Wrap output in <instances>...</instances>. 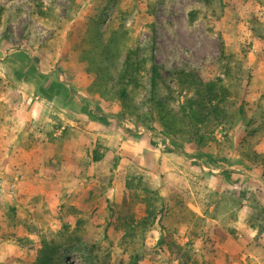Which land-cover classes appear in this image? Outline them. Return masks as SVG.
<instances>
[{
	"label": "rangeland",
	"instance_id": "obj_1",
	"mask_svg": "<svg viewBox=\"0 0 264 264\" xmlns=\"http://www.w3.org/2000/svg\"><path fill=\"white\" fill-rule=\"evenodd\" d=\"M0 4L5 7L0 21V264H29L43 240L66 225L69 230L81 225L86 240L111 250L116 264H129L133 260L123 252L120 225L133 220L142 228L145 216V205L127 188L131 176H143L173 215L181 208L196 216L195 225L187 224L167 211L154 226L142 228L135 263L179 264L174 240L193 245L210 264H264V173L244 156L264 153L262 3ZM96 34L101 43H110L108 56L93 53L100 48ZM117 43L121 52L115 58L111 52ZM137 45L153 50L175 107L193 95L174 75L186 69L227 86L222 105L235 113L242 104L243 113L212 131L202 128L208 136L203 142L189 132H168L158 121L147 122L150 129L136 114H124L114 95L117 71L126 49ZM88 56L111 63L107 81L98 79ZM143 97L144 92L135 102ZM166 228L171 237L160 243ZM64 254L62 264H91L85 244Z\"/></svg>",
	"mask_w": 264,
	"mask_h": 264
},
{
	"label": "trees",
	"instance_id": "obj_2",
	"mask_svg": "<svg viewBox=\"0 0 264 264\" xmlns=\"http://www.w3.org/2000/svg\"><path fill=\"white\" fill-rule=\"evenodd\" d=\"M258 1L264 5V0ZM4 10V5L0 4V21ZM113 32L115 33L116 29ZM126 33L127 30L125 31ZM95 38L100 43L98 45L100 48L96 49L94 47L93 53L108 56L110 51L108 44L110 43H101L97 34ZM152 51H149L148 48H142L139 45L128 47L125 51L124 59L117 71V90L114 92L115 98L122 103L124 114H136V117L140 118L146 125L149 121H158L160 126H163L168 132H189L193 137H197L198 141L203 142L208 136L202 128L205 127L212 131V129L218 128L228 120L231 115L243 113L242 104L239 105V110L235 113L228 111L222 105L230 92L227 86L220 84L214 79L204 78L199 71L186 69H178L174 72V75L178 79V84L186 90L192 91L193 95L187 97L184 103L175 107L172 104L169 94H167L170 91V86L167 84V80L163 75L162 66L156 61ZM120 52L121 49L117 43L113 47L111 55L117 58ZM91 53L92 50L90 49L87 50L86 54L90 55ZM88 57L95 64L94 67L97 69L98 79L100 81H107L111 63L105 64L102 60L95 61L92 56ZM142 92H144V97L137 104L135 99ZM133 100L134 103H131ZM140 107L144 109L142 113L137 112ZM256 120V118H251L249 122H255ZM148 125L151 127L150 129H153L151 124ZM97 151V149L94 150L98 154ZM244 156L253 163L260 165L264 173V153L253 151L245 153ZM206 163L211 164L209 159L206 160ZM126 185L131 190L135 201L142 202L145 205V216L141 221L142 228L146 229L147 227L154 226L159 218L164 213H167V211L170 212L169 216H175L177 221L181 219V222L195 225L194 221L196 216L194 213H188L179 208L178 212H175V215H173V209H166L165 199L161 197L158 190L146 183L143 176L129 177ZM136 190H142L143 194L141 195ZM79 222H84L85 225H88V222L83 218H79ZM133 224V220H127V222L124 221L120 225L125 231L123 252L128 253L129 259L134 261L129 262V264L135 263L139 258L135 241L139 233L142 232V228L137 229ZM83 229L79 225L69 230L66 225L60 232L53 233L48 239L45 238L37 256L29 264H62L66 257L64 252L70 251L73 248L75 249L78 244H85L88 247L91 264H116L113 260L111 250L104 248L96 239L86 240L85 236L87 232ZM166 230L168 232L165 236H162L160 243L165 242L167 237H171L169 228H166ZM171 246L177 251L179 264H210L208 258L200 253L193 245L183 247L181 244L171 240Z\"/></svg>",
	"mask_w": 264,
	"mask_h": 264
}]
</instances>
